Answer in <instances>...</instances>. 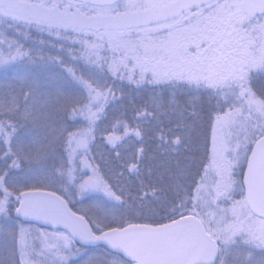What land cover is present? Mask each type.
I'll return each instance as SVG.
<instances>
[{"label":"snow or ice","instance_id":"obj_1","mask_svg":"<svg viewBox=\"0 0 264 264\" xmlns=\"http://www.w3.org/2000/svg\"><path fill=\"white\" fill-rule=\"evenodd\" d=\"M0 264H264V0H0Z\"/></svg>","mask_w":264,"mask_h":264}]
</instances>
